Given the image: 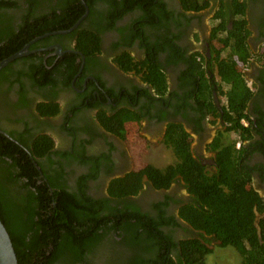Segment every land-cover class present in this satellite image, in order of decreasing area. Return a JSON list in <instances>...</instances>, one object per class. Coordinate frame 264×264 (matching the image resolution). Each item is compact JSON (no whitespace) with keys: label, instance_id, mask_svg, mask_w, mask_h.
Segmentation results:
<instances>
[{"label":"flooded vegetation","instance_id":"af4514ba","mask_svg":"<svg viewBox=\"0 0 264 264\" xmlns=\"http://www.w3.org/2000/svg\"><path fill=\"white\" fill-rule=\"evenodd\" d=\"M83 1L88 14L82 27L99 31L95 32L101 37L100 51L86 55L78 50L72 36L75 29L54 34L47 45L33 50L30 46L39 39L28 43L30 52L24 56L36 54V64L42 57L47 68L54 69L50 79L55 77L60 83L41 84L37 77L29 76L21 77L22 83H10L16 75H11L10 81L0 80V131L7 136L15 131V137L21 134L20 138L31 145L40 135H49L54 145L52 152L38 157L41 171L45 170L49 178L70 191H79L84 184L87 194L108 200L107 210L117 207L133 211L141 218L148 215L161 219V229L178 244L172 253L177 260L182 240L200 238L199 232L180 215L181 208L194 199L181 176L177 174L168 188H157L143 176L137 193L121 199L111 196L109 189L114 181L148 167L142 168L141 163L150 162L146 157L152 146L164 145L174 155L164 141L169 125L176 123L189 133L194 158L210 171L216 168V154L221 147L236 141L238 149L246 148L248 163L260 167L253 172V178L264 197V0H193L192 9H187L183 0H118L120 4L115 8L110 0H93L91 8ZM18 3L21 7L5 9L6 26H17L22 21L23 0H16ZM43 4L53 7L62 2L50 0ZM128 7L121 17L112 20V11ZM111 22L113 28H109ZM133 31L141 36L134 39ZM237 42L240 50L245 45L244 51L249 53L245 58L235 55V59L252 92L246 113L254 124V144L227 130V98L223 94L227 86L217 74ZM126 52L135 62L156 55L166 76L163 95L141 73L126 72L119 66L116 60ZM71 62L78 69L70 86L64 87L62 77ZM18 65L19 69H27L30 61L22 60ZM189 71H193L199 84L204 82L211 87L213 110L209 105H200L198 93L190 94L193 86L186 73ZM51 100L58 103L59 112L41 114L39 103ZM121 119L123 124H119ZM241 122L245 127L251 125L245 118ZM122 130L126 132L124 136ZM130 133L137 137L138 143L132 139L136 151H132L128 140ZM215 142L218 149L212 147ZM205 152L209 155L205 156ZM170 165L151 166L162 170ZM263 217L264 213H258L257 221ZM213 242L208 243L209 247ZM109 243L102 239L97 253L79 264H124L135 254L132 248L137 249L111 239ZM145 244V240L140 242L139 249ZM151 254L144 250L141 253L147 264L154 258Z\"/></svg>","mask_w":264,"mask_h":264},{"label":"trees","instance_id":"16d2710c","mask_svg":"<svg viewBox=\"0 0 264 264\" xmlns=\"http://www.w3.org/2000/svg\"><path fill=\"white\" fill-rule=\"evenodd\" d=\"M48 1L50 0H23L22 21L17 26H6L5 9L21 5H17L16 0H0V62L39 36L71 28L86 12L81 0H61V7L43 4ZM91 1L93 0H85L90 8ZM110 1L114 8L120 4L118 0ZM183 1L187 9L193 8V0ZM129 8L120 12L112 11L110 17L114 21ZM83 24L72 33L76 48L86 55L99 52L101 37L95 32L98 30L85 29ZM113 25L111 22L109 28H113ZM134 31V39L141 36L140 32ZM54 37L52 34L39 39L30 46V50L47 45ZM244 50L245 45L240 50L237 42L236 48L233 46L230 50L228 60L222 61L217 74L227 86L223 90L227 98V130L236 132L254 144V124L246 113L252 92L235 59V55L239 58L247 57L249 53ZM156 58L152 54L144 62H135L130 53L126 52L116 61L126 72L141 73L146 81L152 83L157 93L163 95L167 89L166 76ZM33 59H37L36 54L12 61L0 70V80L10 81L11 75H16V80L10 83H22L21 77L24 76L37 77L41 84L60 83L55 77L50 79L54 76V69H48L42 57L38 64ZM22 60L30 61L27 69H19L18 63ZM48 63L51 65L52 60ZM65 68L67 73L63 75L61 82L64 87H68L78 67L75 68L71 62ZM186 73L193 86L189 93H198L200 105H209L213 110L210 101L211 87L204 82L199 84L192 76L193 71ZM199 76L204 77L203 71H200ZM59 108L58 103L52 100L38 105V111L45 115H55ZM243 118L248 119L251 125L245 127L241 122ZM121 121L122 119L119 124ZM120 133L123 136L126 134L124 130ZM15 136V131L10 136L0 131V219L11 235L19 264L83 263L97 253L99 243L104 238L108 243L111 239L116 244L137 247L132 248L135 254L124 264H147L145 256L141 255L143 250L145 253H152L151 257L154 258L151 264H206L207 256L212 253V248L208 245L212 240L219 241L218 245L221 247H234L242 256L240 264H264V217L258 220L262 242L255 225L256 212L264 213V197L253 183V172L260 170V167L248 163L247 149H238L236 141L218 149V139L216 140L212 146L218 149L216 168L210 171L194 158L189 133L181 124L172 123L166 132L165 142L173 150L176 163L162 170L148 165L142 172H133L111 184V196L121 199L128 194L137 193L142 186L143 176L152 180L157 188H168L177 174L181 176L194 199L181 208L180 215L199 232L197 236L201 239L194 237L182 240L175 260L172 253L178 244L171 240L170 234L161 229L164 223L161 219L148 215L141 218L133 211L117 210V207L107 210L108 200L90 196L86 193L84 184L79 191L66 189L65 185L53 181L45 170L38 168V157L52 152L53 139L42 134L31 145L20 138L21 134ZM206 236L210 238L207 239ZM144 240L147 244L141 245L139 249L140 242Z\"/></svg>","mask_w":264,"mask_h":264},{"label":"rangeland","instance_id":"374dc122","mask_svg":"<svg viewBox=\"0 0 264 264\" xmlns=\"http://www.w3.org/2000/svg\"><path fill=\"white\" fill-rule=\"evenodd\" d=\"M138 143L135 140V143ZM159 148V149H158ZM162 149V150H160ZM149 161L151 160L155 166H163L167 163L175 164L177 158L175 155L170 154V150L166 149L163 145L154 147L150 150V154L146 157ZM218 241H214L211 244L212 253L206 258V264H240L242 256L239 252L231 246L221 247L218 245Z\"/></svg>","mask_w":264,"mask_h":264},{"label":"water","instance_id":"95a60500","mask_svg":"<svg viewBox=\"0 0 264 264\" xmlns=\"http://www.w3.org/2000/svg\"><path fill=\"white\" fill-rule=\"evenodd\" d=\"M87 14H88V10H87L86 14L82 18H80L77 21V23H75L71 28H69L67 30H61V31L53 32V33L44 34V35L36 38V40H38L40 38H44L46 36H50L52 34H56V33L71 32L72 30L76 29L79 26V24L82 22V20L84 19V17H86ZM29 52H30L29 45H26L22 50H20L17 53L5 58L4 60H2L0 62V70L3 69L6 65H8L11 61H13L19 57H22V56L28 54ZM256 213L258 214V212H256ZM255 225L258 228L259 239L262 242L261 229H260L258 221H256ZM0 264H19V260L17 257V253L15 250L11 235H10L8 229L6 228L5 224L3 223V221L1 219H0Z\"/></svg>","mask_w":264,"mask_h":264},{"label":"crops","instance_id":"0c3cea01","mask_svg":"<svg viewBox=\"0 0 264 264\" xmlns=\"http://www.w3.org/2000/svg\"><path fill=\"white\" fill-rule=\"evenodd\" d=\"M129 137H130V138H129L128 140H129V142H130V144H131L132 151H136V150H135L134 143L132 142V139L137 140V137H135V135H131V133H130V136H129ZM130 140H131V141H130ZM164 142H165V141H164ZM165 143H166V142H165ZM160 145H161V144H160ZM160 145H158V146H160ZM133 147H134V148H133ZM153 147H154L155 149H157V146H156V147H155V146H152L151 149H152ZM163 147H164V145H163ZM165 147H166V146H165ZM158 149H159V148H158ZM166 149H167V147H166ZM170 149H171V148H170ZM160 150H162V149H160ZM171 150H172V149H171ZM173 154H174V153H173ZM205 154H206L205 156H208V155H209V153H207V152H205ZM145 164H146V165H143V164L141 163V165H142L141 167L144 168L145 166H147V165H149V164L152 165V164H154V163L150 160V162H149L148 164H147L146 162H145ZM263 177H264V176H263ZM253 179H254V178H253ZM253 183H254L255 188L259 191V189L257 188V184L255 183V179H254V182H253ZM259 192H260V191H259Z\"/></svg>","mask_w":264,"mask_h":264}]
</instances>
